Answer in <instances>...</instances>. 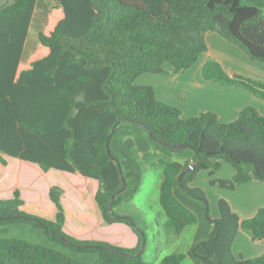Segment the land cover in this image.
Returning <instances> with one entry per match:
<instances>
[{
  "label": "trees",
  "instance_id": "16d2710c",
  "mask_svg": "<svg viewBox=\"0 0 264 264\" xmlns=\"http://www.w3.org/2000/svg\"><path fill=\"white\" fill-rule=\"evenodd\" d=\"M39 1L13 0L0 7V170L9 156L45 171L78 172L98 180L95 200L104 223L129 225L138 243L124 247L65 232L68 210L57 185L49 190L55 209L46 215L52 217L28 210L15 190L12 199H0V264H151L145 258V230L114 209L135 196L142 178L131 140L121 142L124 160L112 151V139L123 128H145L152 145L165 154L195 153L198 162L181 182L191 162L161 161L159 202L172 233L198 222L177 188L207 202L202 189L189 186L200 170L213 177L224 163L232 165L231 179L210 181L229 190L253 179L264 182V115L256 108L244 107L228 123L210 111L184 119L178 107L157 99L153 86L136 84L145 73L168 74L166 64L176 72L192 67L207 51L210 31L264 62V0H52L37 46L24 58ZM203 74L264 100V80L229 75L213 60L206 62ZM120 167L127 186L112 202L124 184ZM128 177L138 178L135 187L129 188ZM218 206V219L206 213L214 224L212 236L165 256L160 264H183L188 256L197 264H264V253L238 259L232 251L240 228L250 231L253 240L264 239V207L241 219L226 199ZM12 223L42 229L51 242L74 254L98 257L85 263L64 250L5 236Z\"/></svg>",
  "mask_w": 264,
  "mask_h": 264
},
{
  "label": "crops",
  "instance_id": "0c3cea01",
  "mask_svg": "<svg viewBox=\"0 0 264 264\" xmlns=\"http://www.w3.org/2000/svg\"><path fill=\"white\" fill-rule=\"evenodd\" d=\"M206 40L208 44L207 51L199 57L198 61L192 67L181 72H176L172 65L166 64L165 68L168 71V74L145 73L137 78L136 84L139 82L138 85L153 86L156 92L157 99L178 107L182 111V117L184 119L196 117L202 112L210 111L218 114L221 122L228 123L237 119L240 111L246 106H253L262 115H264V100L257 98L251 92L244 88L238 86H225L216 81L206 80L203 74V69L206 62L209 60H213L218 62L222 66L223 70L229 75L241 74L253 79L264 80V62L252 60L244 50L229 42L218 32H208ZM143 79L147 82H140V80ZM182 93L183 95H185V101H182ZM119 133H124L122 137L119 136L118 138L119 151L121 153L119 157L121 158V160H124V156L122 155V140H131L133 142V150L139 156V160L136 166L142 178L139 190L135 194V196L143 190V188H141V185L144 178L145 169H149L151 175H153L155 179V183L154 185H152L153 190L148 198L154 197V199H157L159 202L160 186L163 180L164 168V163H162L161 161H180L181 163H185L187 161H190L191 163L194 162L195 153L193 150L187 149L175 153L174 155H168L155 148L149 140L147 130L143 127H127L120 129L117 134ZM224 166L225 165L222 166V168L215 174V176H213L212 178H210L211 176L208 177L210 188L201 186L199 184V178L197 177L200 174V171L198 172L199 174L197 173L195 178L189 183V186L192 188L202 189L203 191H206L205 193H208L210 189H212V192L215 194L213 196L214 201L216 199V202L218 204L220 199H226L230 203L233 211L236 212L241 219H246L254 216L261 207H264V182L253 179L248 183L239 185L234 190L222 188L218 184L212 185L210 183L211 179H231L235 174L234 167L233 169H231L227 166ZM56 171V177L59 176V172H61V174L63 175L71 173L62 170ZM205 171L207 172V176L210 175L208 170ZM71 174H75V176H78L77 178H79L80 180V182H77V184H75V187L79 189L80 194L78 195L79 199L77 203L81 205V210L78 211L73 209L74 217L83 221H90V219L85 218L86 216L84 217V213L86 211L84 210L85 205L83 198L86 194H88L90 196V210L96 212L95 221L97 223H104L95 200L97 190L99 189V181L94 178L85 177L78 172ZM202 174L204 173H201L200 176H202ZM205 180L206 178L204 177V182ZM137 182V177H128L129 188L135 187ZM72 184H74V182H72ZM57 186L63 189V194L65 195L67 188L61 185ZM218 189L220 191H217ZM176 194L184 204H186L196 213L198 222L196 224L186 226L180 234L172 233L169 230L167 235L171 247L169 252L164 256L158 258L156 262H152L151 264H160L161 260L165 256L175 252L187 251L193 244L199 241L208 240L212 236L214 224L213 222L208 221L206 217H203V202L196 200L181 188L176 189ZM135 196L131 200L120 201L115 206V211L121 215H133L132 212L126 209L128 205L135 203ZM63 201L65 202L64 199ZM219 217L220 209L219 211L218 209H216L215 214L212 218L215 220ZM141 219V222L144 224V226L146 228H150L147 220L144 217H141ZM166 219L167 217L165 215V217H162L160 221L155 220L157 221L158 227H161L162 224L165 226ZM67 222L68 220L66 221V223ZM107 225L115 228V230L118 231V234L129 239L127 245H118L114 244L113 242L110 243L124 247H135L137 245L138 236L134 232L132 227L119 222ZM185 236H189V238L187 237L188 239H185ZM182 242L185 243L182 244ZM232 251L234 256L238 259L240 257L254 258L260 256L264 253V239L253 240L250 231L244 228H240L233 243ZM183 264L197 263L194 258L188 256Z\"/></svg>",
  "mask_w": 264,
  "mask_h": 264
},
{
  "label": "rangeland",
  "instance_id": "374dc122",
  "mask_svg": "<svg viewBox=\"0 0 264 264\" xmlns=\"http://www.w3.org/2000/svg\"><path fill=\"white\" fill-rule=\"evenodd\" d=\"M13 3V0H0V7L7 6ZM52 0H40L38 7L35 11L32 26L30 29L29 37L27 40V45L25 48L24 58L30 55L36 48L38 43V32L42 30L46 24L47 11L54 5ZM153 75V74H146ZM146 77V76H145ZM140 82H147L144 79ZM139 83V82H138ZM137 83V84H138ZM185 95L182 93V101H185ZM118 133V132H117ZM115 134L112 139L111 148L115 155L119 156L121 153L119 151V136H123L124 133ZM123 141V140H122ZM121 147V146H120ZM123 148V147H122ZM8 161V165L0 170V199H12L14 196V191L17 190L20 192V197L25 202H27V209L31 210L33 213H36L40 216L52 217L53 211L55 209L53 203L49 197V190L51 187L56 185H61L67 188L65 195L61 193V197L65 200L68 213L66 217L68 222L63 228L67 233L81 239V240H106L113 242L114 244H128V238L118 234L115 228L110 227L104 223H97L96 212L90 210V196L88 194L83 198L84 200V217L90 219V221H83L74 217L73 209L81 210V205L78 202L79 189L75 187L77 182H80L78 176L75 174L67 173L66 175L59 172V176H55L56 170L45 171L43 168L32 162H27L20 160L18 158H13L5 156ZM223 165L233 169V166L224 163ZM224 166V167H225ZM58 172V171H56ZM200 173V174H199ZM198 174L199 184L201 186L209 187L207 172L205 170H200ZM201 173H204L201 175ZM204 177L206 178L204 182ZM212 178V177H210ZM74 182V184H72ZM155 179L151 175L149 169L144 170V178L142 181L141 188L143 190L135 196V203L127 206L126 210L132 212L133 215H130L142 227L147 235V245L145 251V258L150 262H156V260L170 250V242L168 238V229L162 224L161 227H158L157 221L161 220L162 217H165V214L158 202L157 199L148 198L153 190ZM221 189V188H220ZM213 190L210 189V193H205L207 202H203L204 206V216L209 212L210 216L213 217L215 210L219 207L214 201L213 196L215 195ZM216 191V190H215ZM217 191H220L219 189ZM206 192V191H204ZM87 193V192H85ZM64 195V196H63ZM154 196V194H153ZM209 196V197H208ZM81 198V197H80ZM150 199V200H149ZM198 200V199H196ZM201 201V200H198ZM49 212L52 215H46ZM83 214V213H82ZM95 214V215H94ZM70 215V216H69ZM140 217V219H139ZM141 217H144L149 223L150 228H146L141 222ZM160 217V218H159ZM8 234L5 236L8 237H18L24 240H28L34 243L49 245L61 250H64L71 255H74L76 258L80 259L85 263H91L97 259L96 254H74L70 250L61 247L58 243L51 242L45 235L42 229H37L32 227L29 224L24 223H12L7 225ZM187 235V234H186ZM189 236H185L186 238ZM187 238V239H188ZM185 242H182L184 244Z\"/></svg>",
  "mask_w": 264,
  "mask_h": 264
},
{
  "label": "water",
  "instance_id": "95a60500",
  "mask_svg": "<svg viewBox=\"0 0 264 264\" xmlns=\"http://www.w3.org/2000/svg\"><path fill=\"white\" fill-rule=\"evenodd\" d=\"M112 133H113V131L110 133V136H109L108 141L110 140V137H111ZM179 147H183V146H179ZM109 152H110V149H109ZM110 153H111V152H110ZM197 162H198V161L190 163L189 166H188V167H187V168L181 173L180 178H179L180 182H181L182 177L184 176V174L188 173L190 170H192L193 168H195ZM120 172H121V175H122L123 183H124V184H123V187H122L119 191H117L115 194H113V196H112V202L114 201L116 195L122 193V192L126 189V186H127L126 180H125V178L123 177V171H122V168H121V167H120ZM111 209H112V208H110V210H111ZM144 246H145V244L143 245L142 249L144 248ZM142 249H141V250H142Z\"/></svg>",
  "mask_w": 264,
  "mask_h": 264
}]
</instances>
